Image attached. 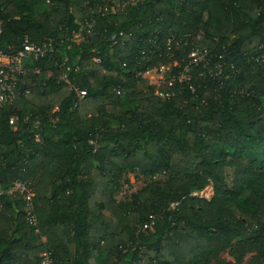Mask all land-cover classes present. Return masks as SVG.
I'll use <instances>...</instances> for the list:
<instances>
[{
	"label": "trees",
	"instance_id": "obj_1",
	"mask_svg": "<svg viewBox=\"0 0 264 264\" xmlns=\"http://www.w3.org/2000/svg\"><path fill=\"white\" fill-rule=\"evenodd\" d=\"M0 25L6 54L55 46L0 108V184L33 185L41 233L4 196L0 264H264V0H0ZM172 62L163 100L139 73ZM128 174L165 179L123 203Z\"/></svg>",
	"mask_w": 264,
	"mask_h": 264
},
{
	"label": "built area",
	"instance_id": "obj_2",
	"mask_svg": "<svg viewBox=\"0 0 264 264\" xmlns=\"http://www.w3.org/2000/svg\"><path fill=\"white\" fill-rule=\"evenodd\" d=\"M114 9V8H112ZM80 30L78 33H73L72 36L67 37V41L70 43L79 44L85 39V35H91L93 31V22L85 21L78 24ZM2 34V28L0 25V35ZM116 39V36L113 37ZM66 40V39H65ZM171 44V43H170ZM24 50L18 52L17 54H6L0 50V108L11 106L18 97L23 95L30 94L29 90L23 91L20 88L23 77L33 71L35 74H39L38 69L32 70V61L39 59H44L49 57L55 51L54 42L50 41L49 44L44 46H38L30 43L28 40L25 41ZM209 52L207 49L194 48L189 58L191 60L190 65L194 64L198 66L201 63H204L207 60ZM146 59V52L143 53V60ZM96 63H100V59H95ZM163 76L165 75L166 68L165 65H158L154 68H149L144 73H139V76L145 77L153 69H156ZM62 69L65 71L62 76L58 79V84L67 85L72 92L76 94L79 100H83L87 96V91L81 87V82H76L73 78L71 79L72 74H76L79 71V68L72 69L70 66L62 65ZM189 67L185 68L183 74L189 72ZM182 74V75H183ZM190 79L182 78L180 80ZM170 80L174 83L175 78L170 77ZM172 83V84H173ZM156 95L161 97L163 100L169 97V94L158 93ZM16 119L11 120V125L15 126ZM39 125V123H38ZM39 140V135L36 136ZM4 196H12L14 198H22L26 206V217L27 221L34 228L35 234H41L38 226V216L36 213L35 197L36 193L33 185L27 181H16L10 189L5 191L0 184V201ZM41 264H53L52 258L49 252H45L42 255Z\"/></svg>",
	"mask_w": 264,
	"mask_h": 264
},
{
	"label": "rangeland",
	"instance_id": "obj_3",
	"mask_svg": "<svg viewBox=\"0 0 264 264\" xmlns=\"http://www.w3.org/2000/svg\"><path fill=\"white\" fill-rule=\"evenodd\" d=\"M140 0H133V2H138ZM179 63L172 62L169 65H165L166 72L163 76L160 72L156 69H153L150 74H147L145 78L149 81L151 85L155 88V91L158 93H165L167 90H170L172 87V81L170 80V75L173 71V68L178 67ZM191 75V70L189 72L182 75V78H189ZM164 177H157L154 180L144 178L139 174H128L125 175L123 180L121 181V190L117 194L119 201L126 203L132 200V197L137 194L139 191L144 189L147 185L154 181L164 180ZM46 239H42V243H46ZM252 255L246 257L245 264H250ZM223 259L226 261L233 262L232 257L229 254H224Z\"/></svg>",
	"mask_w": 264,
	"mask_h": 264
}]
</instances>
